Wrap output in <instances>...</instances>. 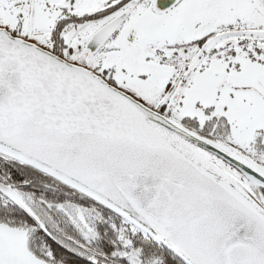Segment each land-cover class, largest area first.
I'll use <instances>...</instances> for the list:
<instances>
[{"label":"snow or ice","instance_id":"obj_1","mask_svg":"<svg viewBox=\"0 0 264 264\" xmlns=\"http://www.w3.org/2000/svg\"><path fill=\"white\" fill-rule=\"evenodd\" d=\"M0 264H264V0H0Z\"/></svg>","mask_w":264,"mask_h":264}]
</instances>
